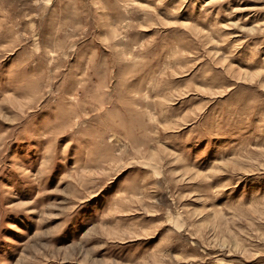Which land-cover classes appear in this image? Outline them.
Instances as JSON below:
<instances>
[{
  "label": "rangeland",
  "instance_id": "374dc122",
  "mask_svg": "<svg viewBox=\"0 0 264 264\" xmlns=\"http://www.w3.org/2000/svg\"><path fill=\"white\" fill-rule=\"evenodd\" d=\"M0 264H264V0H0Z\"/></svg>",
  "mask_w": 264,
  "mask_h": 264
}]
</instances>
